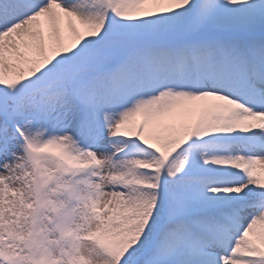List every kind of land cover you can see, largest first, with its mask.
I'll use <instances>...</instances> for the list:
<instances>
[{
    "label": "snow or ice",
    "instance_id": "obj_1",
    "mask_svg": "<svg viewBox=\"0 0 264 264\" xmlns=\"http://www.w3.org/2000/svg\"><path fill=\"white\" fill-rule=\"evenodd\" d=\"M0 264H264V0H0Z\"/></svg>",
    "mask_w": 264,
    "mask_h": 264
}]
</instances>
